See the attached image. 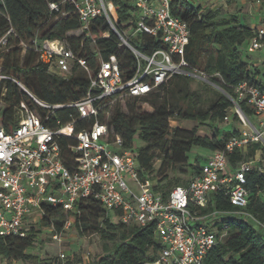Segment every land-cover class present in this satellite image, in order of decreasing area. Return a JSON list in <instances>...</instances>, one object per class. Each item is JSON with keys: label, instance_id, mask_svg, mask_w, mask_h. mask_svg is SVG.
<instances>
[{"label": "trees", "instance_id": "1", "mask_svg": "<svg viewBox=\"0 0 264 264\" xmlns=\"http://www.w3.org/2000/svg\"><path fill=\"white\" fill-rule=\"evenodd\" d=\"M62 1L0 0V38L10 29L14 32L9 37V50L0 49L1 72L8 76L0 81V115L7 128L17 119L15 107L22 100L37 109L43 119L47 115L46 108L36 103L11 78L22 82L38 99L52 104L78 101L88 90L89 79L82 70H76L66 78L39 60L31 45L36 33L39 39H68L75 52L86 57L92 65L100 55L108 57L115 53L126 74L135 72L136 59L131 50L121 45L114 33L108 38L102 36L104 31L110 30L104 18H98L92 25L96 41L80 32L75 35L80 31L81 24L74 5L69 1L62 3L65 15L52 12L49 8L50 2ZM114 3L118 24L128 28L134 22L128 20L133 6L125 0H114ZM171 8L190 26V42L185 53L189 68L207 74L209 81L205 80V87L211 88L214 96L207 106H203L199 93L191 86L195 77L180 74L149 95L127 99V110L120 103L108 109V122L114 135H121L124 148L135 153L140 176L150 179L154 189L166 196L173 187L187 184L207 160L208 156H205L203 160L197 157L198 162H191L189 154L194 148L211 152L224 150L228 140L241 133L240 127H219L234 106L231 97L237 98L236 86L248 81L264 90V66L257 65L248 54H244V48L248 47L256 28L242 22L237 15L226 16L220 9H205L196 0H173ZM22 40L28 43L26 49L20 45ZM132 41L145 52H151L160 45L156 38L147 34H138ZM141 103H148L153 111L145 110ZM239 104L247 116H253V109L245 100H240ZM231 117L239 123L235 111ZM58 119L62 124L75 121L76 132L94 121L93 118L79 117L74 107L59 109L46 122L56 126ZM100 119L106 120V111L101 113ZM171 120L196 121L208 125L214 132L211 135L200 134L197 127H172ZM136 140L143 144H138ZM60 143L64 161L70 164L74 158L69 145L75 143V139L64 136ZM259 150L262 151V159L247 172L248 205L239 209L231 203L228 194L216 191L212 194L210 206L203 209L204 212H232L217 219L221 237L208 253L205 264H264V145L258 141L249 142L227 155L229 164L235 168L242 160L254 159ZM158 160L160 164L157 166ZM177 172L189 177L185 179L176 175ZM78 206L80 212L75 213L62 205L44 203L45 214L40 217L41 223L59 232L72 218L79 234H99L105 254L93 264H151L157 259L161 244L151 225L140 227L122 221L114 222L112 213L95 198H89ZM236 210L245 213H235ZM37 236L34 224L25 236L0 235V256L8 261L38 258L29 253L36 244ZM40 264L86 263L80 255L74 254L67 260L58 256Z\"/></svg>", "mask_w": 264, "mask_h": 264}, {"label": "built area", "instance_id": "2", "mask_svg": "<svg viewBox=\"0 0 264 264\" xmlns=\"http://www.w3.org/2000/svg\"><path fill=\"white\" fill-rule=\"evenodd\" d=\"M67 1L74 5L79 17L81 27L77 32L93 41L96 39L92 25L100 17L107 21L110 30L102 36L108 38L114 33L120 44L131 50L136 59L135 72L126 74L115 53L108 57L100 55L92 65L75 52L68 39H39L35 34L31 45L39 60L66 78L82 70L89 85L82 99L70 103H48L25 89L36 103L46 108L45 119L25 100L15 107L17 119L10 128L0 115V235L25 236L33 225L28 226L29 218L36 213L39 217L45 214L44 203L62 205L79 213V203L95 198L123 223L153 227L161 247L151 264H205L208 253L221 237L217 219L232 213L204 212L211 204L212 194L224 191L239 209L248 205L247 172L260 159L255 156L242 160L234 168L229 164L227 153L249 142L264 145V90L248 81L238 84L237 98L231 97V100L232 112L238 114L242 124L241 133L232 136L224 150L211 152L187 184L173 187L167 196L157 192L150 179L140 176L135 153L124 148L121 135H114L108 122V109L131 97L149 95L176 75L208 80L206 73L191 70L185 58L191 36L189 23L173 13V0H125L133 6L128 20L134 22L128 28L118 24L114 0H63L50 2L49 8L65 15L62 3ZM12 33L10 29L0 38V49L9 50ZM138 34L154 37L160 45L145 52L132 41ZM27 44L20 42L24 49ZM248 50H260L264 54V27L255 29ZM1 70L0 62V81L8 78ZM11 79L24 87L19 80ZM240 100H245L253 109V116L244 113ZM68 107L76 108L79 117L94 121L78 132L75 121L62 124L58 119L56 126L47 124L59 109ZM104 111L106 120H101ZM230 116H225L224 122L228 123ZM64 136L75 139L69 145L74 158L70 164L63 157L60 140ZM235 213L245 212L236 210ZM72 223L70 218L64 229ZM62 231L55 232L53 238L60 240ZM64 257L61 253L60 258Z\"/></svg>", "mask_w": 264, "mask_h": 264}, {"label": "rangeland", "instance_id": "3", "mask_svg": "<svg viewBox=\"0 0 264 264\" xmlns=\"http://www.w3.org/2000/svg\"><path fill=\"white\" fill-rule=\"evenodd\" d=\"M200 1V0H198ZM204 3L201 5L205 9H220L222 15L230 16V15H237L241 17L245 22L248 20V16L253 14L252 12L249 13V7H252V0H224L221 2H213L211 0H202ZM264 8V7H262ZM247 12V13H246ZM75 35H79V32H75ZM8 51V50H6ZM244 54L249 55V59L256 63L259 66H264L263 62L259 60V58L264 59V54L260 50H256L254 52H249L248 47L244 48ZM22 83V82H21ZM23 84V83H22ZM24 85V84H23ZM206 82L203 79L195 78L192 83V89L196 90L202 101L203 106H207L211 98L214 96L213 90L211 88L205 87ZM24 91L27 89L20 86ZM5 89L4 93L5 94ZM126 101L121 103L122 108L127 110L126 108ZM2 104V103H1ZM141 106L148 111H153L152 106L148 103H141ZM229 114H232V110L229 111ZM172 127H184V128H194L197 127L200 134H213L214 130L210 128L208 125H201L196 121L192 120H171ZM219 127H223L225 129H229L232 127H240L242 128V124L233 121L232 117L230 116V121L228 123L222 122L219 124ZM138 144H143L136 140ZM261 150L257 151L256 158L262 159ZM211 151L202 149V148H194L193 151L189 154L191 162H198L196 158L198 157L200 160H203L204 157L209 156ZM264 161V160H263ZM264 163V162H263ZM160 161L156 162L158 166ZM178 176H182L185 179L189 176L181 175L179 172L176 173ZM112 219L114 222H119L120 218L116 213H112ZM35 225L36 232L38 233L36 244L33 249L29 250V253L37 256L38 258L22 261V260H12L8 261L4 257L0 256V264H40L41 261L45 260H52L56 259L60 256L61 253L65 254L64 260H67L68 257H72L74 254L80 255L86 264H93L94 261L101 255L105 254L103 248V240L101 239L100 235L97 233L89 234V235H81L77 231L73 223L68 227L65 228L64 231L61 232V239L56 240L53 238V234L57 231H53L52 228L47 227L41 223L39 214L36 213L34 217L29 218V225Z\"/></svg>", "mask_w": 264, "mask_h": 264}, {"label": "crops", "instance_id": "4", "mask_svg": "<svg viewBox=\"0 0 264 264\" xmlns=\"http://www.w3.org/2000/svg\"><path fill=\"white\" fill-rule=\"evenodd\" d=\"M198 4H202L204 3L202 0L198 1ZM252 4V7L250 6L249 8V13L250 14L251 12L253 14H250L248 16H245L246 18L248 17V20H246L245 22L243 21L242 19V15L240 17L241 21L244 22V23H247L249 24L251 27L253 28H260V27H264V0H252L251 2ZM247 13V12H246ZM259 60L261 62H264V59L262 58H259Z\"/></svg>", "mask_w": 264, "mask_h": 264}, {"label": "water", "instance_id": "5", "mask_svg": "<svg viewBox=\"0 0 264 264\" xmlns=\"http://www.w3.org/2000/svg\"><path fill=\"white\" fill-rule=\"evenodd\" d=\"M26 92H28L27 90H25ZM29 93V92H28Z\"/></svg>", "mask_w": 264, "mask_h": 264}]
</instances>
